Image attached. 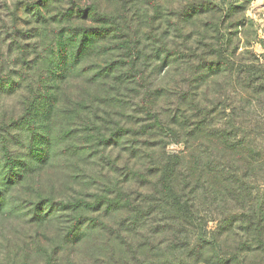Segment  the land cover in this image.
<instances>
[{"label":"rangeland","instance_id":"1","mask_svg":"<svg viewBox=\"0 0 264 264\" xmlns=\"http://www.w3.org/2000/svg\"><path fill=\"white\" fill-rule=\"evenodd\" d=\"M158 1L162 20L155 26L156 40L166 42L171 57L178 59L171 58L169 67L155 57L148 62L157 65L149 78L157 98L149 102L159 118L167 120L171 115L180 116L181 109L190 108V102L193 111L186 114L205 113L207 124L206 130L185 129L174 137H164V147L151 146L155 143L151 138L133 136L142 130L138 122L144 117L134 112L140 96L132 101L124 98L121 104L111 100L118 96L108 94L102 80V57L109 46L105 31L92 36L90 32L96 29L92 22L90 32L75 31L70 22L31 23L38 4L43 11L55 10L56 14L67 8L53 0L25 5L22 0H0V264H23L29 256L39 259L35 252L29 255L33 229L28 223L37 191L55 185L63 198L91 200L96 206L111 160L116 162L111 174L125 180L126 166L147 176L163 153L178 163V190L189 207L187 223L176 228L177 233L162 232L166 230L162 223L171 215L167 209L156 208V186L147 179L131 180L133 184L125 187L130 189L126 192L133 208H142L138 225L129 231L116 230L118 220L126 216L122 212H113L111 219L102 217V212H86L87 232L84 244L73 255L75 264H218L220 252L226 250L231 255L240 248L241 234L235 230L224 236L225 227L219 220L247 192H253L255 201L264 192V0H202L215 6L216 17L211 12L201 14L183 23L184 32L170 26L178 22L173 13H180L194 0ZM148 9L151 20L157 14L154 8ZM14 34L17 42L11 39ZM152 45L146 48L148 53ZM35 95L57 103L53 140H43L52 150V164L47 169V157L30 165L29 156L44 145L34 141L33 145H38L31 146V136L38 131L33 132L35 128L28 122L31 117H27L35 112L31 109ZM122 104L126 117L108 116L120 119L118 123L132 121L125 127L130 133L116 143L118 146H106L102 154V132L89 128L102 129L107 107L112 112L124 111ZM107 125L112 126L111 119ZM209 133L226 136L236 153L227 155L228 150L206 137ZM244 158L254 159L251 168L245 169ZM192 162L199 168L187 188L185 178ZM205 165L214 171L217 182L203 171ZM147 211H151L149 216H145ZM102 218L105 226L110 224L113 229L103 230ZM146 221L149 226L144 228L142 222ZM39 239L43 242L44 234ZM235 255L237 264L253 262L242 252L235 251Z\"/></svg>","mask_w":264,"mask_h":264},{"label":"trees","instance_id":"2","mask_svg":"<svg viewBox=\"0 0 264 264\" xmlns=\"http://www.w3.org/2000/svg\"><path fill=\"white\" fill-rule=\"evenodd\" d=\"M53 1L55 4L63 3L67 5V8L64 9V7H62V11L56 14L55 10L43 11L42 7H38V4L34 7L36 8V13H33L35 21L30 20V22L38 24L43 21L47 22L48 20H54L59 24L70 22L74 24L75 31L79 30L83 32H90L89 27L91 25L89 23L92 22L96 24V26L93 27L96 28L93 30L95 32H90L92 36L96 34L98 37L100 34L103 35V31H105L104 33L107 36L105 44L109 46L108 48L106 47L104 57H102L105 61L102 80L105 86L108 87V94H111V96L114 95L115 97L118 96L119 98L111 100H116L121 104L126 101L124 98H128L132 101V97L134 98V96L141 97L139 100L140 104L134 103V112L144 117L138 122L142 130L138 131L133 136L139 135L147 139L151 138L155 140V143L150 144L151 146L164 147L166 144V141H162L164 137H174L185 129H189L193 132L207 129V124H205V113L198 112V114L195 113L190 116L186 114V112L193 111L190 102L188 105L190 108L181 109L180 116H168V120L167 118H159V115H157L152 108V103H150L157 98L155 96V90L149 86V78L153 68L157 65L148 62L155 57L156 60H162L163 64L169 67V60L172 58L171 56L173 54L170 53L166 42L162 39L156 40L155 26L159 27L162 20V15L160 14L162 5L158 0H145L144 2H142V0ZM33 2L34 0H22L24 5ZM60 6H62V4ZM144 6L147 8L145 9ZM148 6L154 8L157 14L154 18L151 16V20L149 19ZM214 8L215 6L210 2L203 3L202 0H194L187 5L186 8H183L180 13H173L177 16L178 22L170 26L177 32H184L183 23L189 22L201 14L205 15L211 12L213 13V17H216L217 9ZM46 14H50V16L46 18ZM148 20L149 22H147ZM156 22H158L157 25ZM100 24H102V30L98 27ZM11 39L16 41L17 34H14ZM145 40L151 43L146 44ZM18 42L20 43L19 40ZM152 42L155 45H152ZM167 43L169 45V42ZM148 45H152V48H149V53L146 50ZM209 47H211V45H209ZM177 59L178 58L175 56L171 60L174 61ZM147 63L148 65L146 67ZM151 67L152 69H149ZM109 101L110 99H108V103ZM32 102L31 109L35 112L27 118L31 117L28 119V122H31L32 130L35 128L33 132L35 133V131H38V133L31 136L33 137L31 139V146L38 145H33L34 141H39L40 144L42 143L44 145L43 148L36 147L37 151L34 152L35 154L32 153L29 156L30 165L38 162L41 158L47 157L45 165L47 169L52 164V150L43 140H53L52 138L55 134L53 128L58 120V114L55 108V104L57 103H55L54 100L53 103H50L51 100L46 99L43 95H35ZM192 104H194L193 100ZM107 106L109 105L107 104ZM121 106L124 111L116 109L115 112H112L109 111L111 107H107L108 110H105L107 111L105 117H102V122H106L102 123V129L98 126L96 129L89 128L92 132L98 133L99 129L102 132V134H100L102 154H104V151L106 152V146H118L116 143L130 133V131L125 130V127L132 123V121L118 123L120 119H114L113 116H108L111 113V115H117L118 118L120 116L126 117V106L123 104ZM132 111L133 109H131V112ZM107 119H111L112 126L108 127ZM60 129L62 131L61 126ZM206 137L215 140L221 149L224 148L228 150L227 155L230 153L232 154V152L236 153L233 146L231 144L228 145L229 141L226 140V136H222L221 134H214V136H212L209 133ZM106 156L110 158V155L106 154ZM252 160L254 159H243L245 169L252 167ZM192 163L193 165H190L191 169H188L189 175L187 174V179L185 178L187 188L188 182H190L199 168L197 164H194V162ZM114 164H116L114 160H111L108 164L110 167H107L105 171L108 175L103 176L105 182L107 180V184H102V196L99 197L96 206L91 205V200L87 201L82 199L79 201V199L74 197L63 198L59 195V192H57L58 189L55 185H53V187L48 185L45 189L42 188L43 192H36L38 199L31 204L30 219L28 222L30 228L33 229L30 242L31 251L29 255L35 252L39 259H31L30 256L29 258L25 257L23 264H75L76 261L73 260V255L84 244L83 241L87 232L86 212L97 214L102 212V217L108 216L110 219L113 212H122L126 216L124 220H118L117 225L119 227L116 230L122 229L124 231H129L131 226L138 225L142 208L138 206L133 208L134 205L131 201V197L129 193L126 192L130 189H126L125 187L127 185H132L133 183L131 180L134 179H147V182L150 180L152 186H156L154 194L155 197L158 198L154 199V201L159 203L156 208H158L159 211L160 209H167L166 211L171 215L169 221H164V223H162L163 225L166 224V230L162 232L172 231L177 233L178 231L176 228L187 223L186 218L189 207L183 202L182 191L180 189L178 190L177 178H180V172L179 166L177 165L178 163L175 160L172 161L171 157L163 153L159 161L155 162L152 167L149 168L151 171L147 176L140 175L138 171H133L131 167L126 166L128 176L125 180L117 178L116 175V177H114L111 174L110 170H112ZM203 168V171L206 172L207 175L214 177V171H212L209 165H205ZM130 174H132V177L129 176ZM215 174L219 176L218 172ZM109 175H111V177ZM117 175L120 174L118 173ZM111 179L113 180L111 181ZM155 182L157 183L156 185ZM214 182H217L216 178ZM234 182L237 183L236 181ZM232 184L234 183H231V185ZM191 192L194 193V191ZM137 195L141 197L143 193L141 195L138 193ZM252 195L253 192H247L242 198L235 200L237 206H234V209H231L227 214H221L222 218L219 220V224L225 227L223 235L228 236L232 231L237 230V232L241 234V238L238 243L240 248L234 250L231 255L227 253L226 250L220 252L217 258L218 264H237L235 251L242 252L245 258L251 259L253 261L251 264H264V192L262 193L261 199L256 201L253 199ZM149 212L151 211H147L145 216H149ZM169 222H171L172 225H170ZM105 224L102 218V229H113L110 224H108L109 226H105ZM142 225L144 228L149 226L147 225V221L145 223L142 222ZM39 234H44L45 240L43 242L39 239ZM223 238L224 244H226V237ZM67 252L70 253L66 255ZM42 253L44 254L43 259H41Z\"/></svg>","mask_w":264,"mask_h":264}]
</instances>
